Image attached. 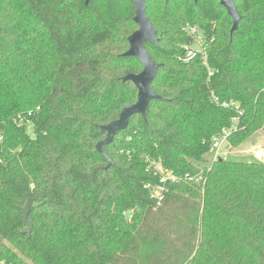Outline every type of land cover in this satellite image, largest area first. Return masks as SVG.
Instances as JSON below:
<instances>
[{"label": "trees", "instance_id": "1", "mask_svg": "<svg viewBox=\"0 0 264 264\" xmlns=\"http://www.w3.org/2000/svg\"><path fill=\"white\" fill-rule=\"evenodd\" d=\"M219 1L145 0L162 100L104 147L110 164L101 126L137 102L122 79L143 70L125 55L132 0H0V264H264V162L203 164L232 103L231 147L264 131V0H234V32Z\"/></svg>", "mask_w": 264, "mask_h": 264}, {"label": "water", "instance_id": "2", "mask_svg": "<svg viewBox=\"0 0 264 264\" xmlns=\"http://www.w3.org/2000/svg\"><path fill=\"white\" fill-rule=\"evenodd\" d=\"M197 1L194 0L195 3ZM132 2L136 6L134 21L137 23L138 29L129 36L130 48L125 52V55L137 58L142 63L143 70L139 74H128L122 79V82L126 83V81H131L136 86L138 90L137 102L127 105L118 115L119 118L117 120L101 126V130L106 133V138L96 144V149L107 158L109 157L104 147L111 144L118 132L124 131L127 128L131 116H143L147 122V113L151 102L158 99L162 100V97L154 92L152 84L158 73V65H156L150 53L146 50V43L156 44L159 39L156 37V31L154 30L152 22L147 17L145 0H132ZM219 2L227 10L228 16L233 20L231 32H234L238 29L241 21L236 3H234V0H220ZM109 160L111 164V159L109 158ZM33 203L34 200L30 199L23 208V218L27 225L23 231L24 234L28 235L32 232V222L28 218V213ZM132 215L133 212H129L126 218L129 220Z\"/></svg>", "mask_w": 264, "mask_h": 264}, {"label": "built area", "instance_id": "3", "mask_svg": "<svg viewBox=\"0 0 264 264\" xmlns=\"http://www.w3.org/2000/svg\"><path fill=\"white\" fill-rule=\"evenodd\" d=\"M188 30L190 31V34L192 36L194 35L193 40L195 41V39L198 38L200 40V43L202 44L201 38L199 36H195L196 29L190 28ZM185 49H187V48L185 47ZM196 56H197V52L193 49H189L184 63H189V61L193 60ZM212 75H213V71L210 70L209 76H212ZM213 99H214V102L220 107L228 106L227 102H220V100L214 95H213ZM231 105L235 108L237 115H236V117L231 119L230 126L222 129V133L213 139V142H212L213 162H215L219 159L223 145L226 143L228 144V139L230 138V136L232 134L238 132V125H239L240 117L243 114H242V111L240 109V105L238 103L237 104L232 103ZM22 122H23V120H22ZM0 140H1V137H0ZM254 157L257 158L259 161L264 162V150L256 151L254 153ZM155 170H161L162 171L161 173H159L160 174V183L158 185H154V186L146 185V188L148 190H150L151 196L153 197V199H155L157 201V205L161 206V203L165 199V193L168 191L166 189L167 188L166 183L169 180L167 176L170 174V172L168 170L162 168L161 166H156V165H155ZM155 175H158V174L155 173ZM186 178L189 179L188 176H186ZM193 179L199 184L201 182H203V183L205 182V179L202 178V176H196ZM174 182H176V180Z\"/></svg>", "mask_w": 264, "mask_h": 264}, {"label": "rangeland", "instance_id": "4", "mask_svg": "<svg viewBox=\"0 0 264 264\" xmlns=\"http://www.w3.org/2000/svg\"><path fill=\"white\" fill-rule=\"evenodd\" d=\"M192 48L195 50H201V43L198 38L195 39L194 43L192 44ZM230 146L229 144H224L223 148L220 153V158L233 161V162H255L256 159H254V152L257 149H264V131H259L256 133L250 140L246 141L242 145L239 146V148H228ZM206 163L210 165L213 161V154L210 153L205 157ZM204 190L199 191V194L204 196ZM188 198L192 199V197L188 196Z\"/></svg>", "mask_w": 264, "mask_h": 264}, {"label": "crops", "instance_id": "5", "mask_svg": "<svg viewBox=\"0 0 264 264\" xmlns=\"http://www.w3.org/2000/svg\"><path fill=\"white\" fill-rule=\"evenodd\" d=\"M228 148H231V146H228ZM260 150H264V149H257V150H255V152H256V151H260ZM255 152H254V153H255ZM253 157H254V156H253ZM254 159H256V161L258 160V159L255 158V157H254ZM258 161H259V160H258Z\"/></svg>", "mask_w": 264, "mask_h": 264}]
</instances>
